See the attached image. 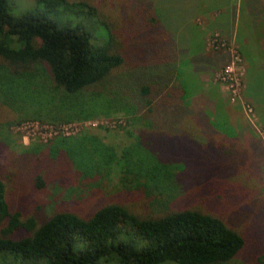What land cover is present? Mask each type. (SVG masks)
I'll return each mask as SVG.
<instances>
[{
	"label": "trees",
	"instance_id": "1",
	"mask_svg": "<svg viewBox=\"0 0 264 264\" xmlns=\"http://www.w3.org/2000/svg\"><path fill=\"white\" fill-rule=\"evenodd\" d=\"M11 1L0 0V111L6 114L4 125L27 119L51 124L87 122L121 113L141 119L146 126L142 135L159 130L179 134L186 127L195 131H204L205 126L209 129L203 121H190L200 118V111L195 110L191 89L183 77L182 66L187 64L179 63L187 56L186 49L178 42L181 38L172 37L179 29L170 28L165 21L168 8L161 0H134L131 7L111 4L121 13L123 25L116 16L86 1H44L53 9L64 5V12L71 17L63 25L33 12L14 16ZM234 1H239L238 19L233 25L235 42L246 67L243 98L253 105L263 123L264 0ZM185 7L188 10V5L179 9L183 12L181 8ZM74 17L80 20L78 25H73ZM225 17L222 12L218 19L224 23ZM96 23L108 30L106 41H93L92 32L84 25L92 27ZM135 25L138 32L131 29ZM188 29L181 27L180 31L188 33ZM135 37L144 40L145 51L132 46ZM137 49L145 56L134 54ZM161 120L163 125L158 124ZM70 140L89 142L95 157L103 156L106 162L92 168L70 154L69 170L52 166L57 158L50 159L47 165L35 164L25 171L34 189L44 190L51 179L50 172L55 170L63 178L61 181L67 182L71 166L75 178L91 186L118 165L124 170L122 183L125 187L135 184L136 192L126 204H106L87 216L62 208L41 221L33 215L35 211L25 213L14 208L8 177L0 173V264H231L238 258L246 260L248 255L252 264H264V202L258 211L244 204L253 216L245 232L239 231L217 213L189 207L191 203L184 205L178 199H168L159 204L156 186L149 190L154 181L125 167L131 148L119 157L113 148L97 139L59 141ZM225 140L221 141L220 159L230 155L225 154L224 144H235V138ZM149 143L151 147L154 144ZM40 153L33 154L34 159L40 158ZM236 163L231 170H236ZM128 174L133 178L129 179ZM14 176L18 178V173L14 172ZM23 180L21 177V183ZM235 191L241 200V188L237 186ZM149 205L162 210L146 214L144 208ZM250 243L253 251L247 255Z\"/></svg>",
	"mask_w": 264,
	"mask_h": 264
},
{
	"label": "rangeland",
	"instance_id": "2",
	"mask_svg": "<svg viewBox=\"0 0 264 264\" xmlns=\"http://www.w3.org/2000/svg\"><path fill=\"white\" fill-rule=\"evenodd\" d=\"M44 1L46 0L41 2L12 0L11 12L17 17L26 12L42 14L62 25L69 21L71 16L64 12V5L53 9ZM65 1L69 3L86 1L95 7L102 8L105 13L116 16L114 18L120 25H123L121 13L113 6L131 7L134 2V0ZM161 1L163 6L166 5L168 8L165 21L170 28L174 29L177 26L179 29L172 37L185 40V44L187 33L180 31L181 27H188L195 33L198 29H207L208 24L204 23L202 14L210 11L213 4L233 3V0ZM185 5H188V10L186 7L181 8L182 12L179 7ZM192 6L194 9L191 8ZM162 14L164 17V13ZM71 20L73 25L80 23V20L75 17ZM84 25L86 27H82L92 32L93 41L100 38L104 41L108 39L109 32L103 25L97 23L92 27ZM131 29L138 32L136 25ZM203 38H205L203 42L205 56L212 60L215 56V64L212 65L214 71L212 74L202 76L203 81L198 79L197 88L196 82L193 81L191 84L187 78L186 81L189 89L190 85L192 86L189 94L194 100L195 110L200 111L198 114L200 118L190 121L199 120L203 121L204 126L209 125V129L206 126L203 129L205 132L192 130L190 128L192 123L189 122L190 129L186 127L184 132L179 134L159 130L153 134L142 135L141 130L146 126L140 122L141 119L127 117L121 113L112 114L109 117L101 116L87 122L51 124L27 119L19 124L4 125L7 122L2 121L6 119L4 118L6 114L0 111V173L8 177L6 181L9 186V197L14 208L25 213L35 211L33 215L42 221L62 208L87 216L106 204L117 202L126 204L130 196L136 192V187H134L135 184L125 187L122 183L124 170L118 165L114 166V169L101 181L91 186H86L87 183H82L75 178L74 166H71V173L68 172L67 182L61 181L63 178L59 177L57 170L50 172L52 176L44 190L37 191L27 179L25 171L30 166L47 165L52 158H57L52 166L60 167L59 170H69L68 156L70 154L80 160L83 159V162L92 168L104 164L105 158L99 155L96 158L89 142L70 140L61 143L59 141L61 138L87 137L97 139L113 148L119 157L131 148L130 152L131 150L132 152L128 161L125 162V167L133 171L137 170L140 175L154 181L152 182L154 187H150L149 190H155L156 186L161 198L158 197L159 204L166 203L168 199H178L184 205L191 203L189 207L203 212L213 211L239 231L245 232L246 226H250L253 215L245 209L247 207L244 204L256 207L258 211L259 205L264 202V122L259 120L253 105L243 98L244 93H241V88L244 90L246 86V67L241 55L240 58L238 56L240 53L236 42L229 40L219 31L205 32ZM182 40L178 41L181 47L184 45ZM143 42L142 38L135 37L132 46L141 47V50L145 51ZM133 53L145 56L138 49ZM187 58L184 55L179 63L183 64ZM201 58L200 56V61ZM247 104H250L252 112L249 111ZM14 120L15 118L9 121ZM63 124L72 125L63 127ZM158 124L163 125L164 121L161 120ZM230 125H234L235 128ZM229 138H235V144L227 143V147L223 143L227 149L225 154L230 155L226 156V159H220L221 141L224 142ZM137 139H140L139 145L136 144ZM149 141L154 143L152 147ZM135 144L136 146L133 147ZM91 145L94 146L93 143ZM38 149L41 153L36 151ZM37 153H40V158L37 156L34 159L33 154L37 155ZM23 162H25L24 165H20ZM235 162H237L236 170H231ZM61 163L62 166L59 165ZM32 168L35 169V167ZM14 172L18 173V178L14 176ZM127 176L129 179L133 178L132 174ZM21 177L24 178L23 183L20 181ZM237 186L241 188L240 193L243 195L239 196L241 198L239 201L238 193L235 191ZM152 193L157 195L155 191ZM38 207L40 210L36 211ZM160 208L155 209V206L149 205L144 208V211L146 214L155 215ZM138 211L141 212L140 209ZM251 250L250 243L246 250L247 255ZM250 261L251 256L248 255L246 260L238 258L231 264H252Z\"/></svg>",
	"mask_w": 264,
	"mask_h": 264
},
{
	"label": "crops",
	"instance_id": "3",
	"mask_svg": "<svg viewBox=\"0 0 264 264\" xmlns=\"http://www.w3.org/2000/svg\"><path fill=\"white\" fill-rule=\"evenodd\" d=\"M230 4H232V6H230ZM212 8L210 11L202 14V19L204 20V23L206 25L208 24V26L206 27L208 30L205 28L202 29L197 28L198 29L197 33H195L191 31V29L189 28L187 37H185L187 39L186 44L184 41V45H183L184 48L186 49L185 54L188 57L186 60H184V63H186L187 65L185 66L183 65V71L185 72L184 77L185 79L187 78L189 83L191 84L193 81L196 82L197 83L196 88L198 87L199 84V82L197 81L198 79L199 81L200 79L201 81H203L202 76H204L205 74L207 75L212 74L214 71V66L212 65L215 64V56H214V60H212V59H208L204 54L205 48L203 47V42L205 38H203V35L205 36V32L219 31L223 36H225L229 40L235 41L236 39L235 38L236 29L234 31L233 25H234V21L238 19L239 2L237 3L228 2L225 5L217 6L213 9ZM222 12H225V16H226L224 23H222L218 19L219 15H221ZM236 14L237 16H235ZM200 56L202 57L201 61L199 60ZM190 89H192L191 85H190ZM255 104L257 105L256 102Z\"/></svg>",
	"mask_w": 264,
	"mask_h": 264
},
{
	"label": "built area",
	"instance_id": "4",
	"mask_svg": "<svg viewBox=\"0 0 264 264\" xmlns=\"http://www.w3.org/2000/svg\"><path fill=\"white\" fill-rule=\"evenodd\" d=\"M238 56L240 58V54ZM241 93H243V88H241ZM247 107H248L249 111L252 112V108H251L250 104H247ZM66 125H72V124H63L62 126L65 127Z\"/></svg>",
	"mask_w": 264,
	"mask_h": 264
}]
</instances>
